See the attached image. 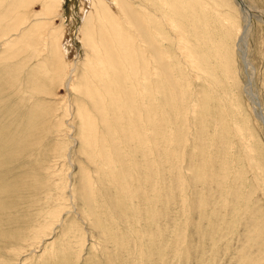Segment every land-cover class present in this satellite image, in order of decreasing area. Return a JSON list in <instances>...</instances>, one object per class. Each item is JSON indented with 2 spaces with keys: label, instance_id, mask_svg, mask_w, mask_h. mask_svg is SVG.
I'll list each match as a JSON object with an SVG mask.
<instances>
[{
  "label": "rangeland",
  "instance_id": "rangeland-1",
  "mask_svg": "<svg viewBox=\"0 0 264 264\" xmlns=\"http://www.w3.org/2000/svg\"><path fill=\"white\" fill-rule=\"evenodd\" d=\"M202 1L211 7L205 14L219 44L210 60L202 52L221 78L216 93L223 103L210 105L218 109L215 117L206 116L204 82L188 81L176 102L173 89L153 100L164 110L157 114L167 113L164 137L154 140L145 119L147 144L127 140L121 126L123 141L93 146L85 144L78 114L95 106L77 90L90 49L77 55L82 45L71 46L60 62L48 39L57 29L61 42L64 32L75 41L81 0H66L52 22L41 23L35 12L42 14V0L20 10L19 0H0V41L11 37L12 43L0 47V264H264V0H241L256 9L248 12L244 62L230 28L244 24L235 0H213L214 7ZM36 23L43 28L34 30ZM37 36L44 40L40 47ZM213 52L223 53L225 62ZM67 62L78 65L74 86ZM198 87L195 99L188 89Z\"/></svg>",
  "mask_w": 264,
  "mask_h": 264
},
{
  "label": "bare ground",
  "instance_id": "bare-ground-1",
  "mask_svg": "<svg viewBox=\"0 0 264 264\" xmlns=\"http://www.w3.org/2000/svg\"><path fill=\"white\" fill-rule=\"evenodd\" d=\"M35 1L36 0H19L15 9L17 10L19 8L20 10L29 8ZM42 1V14L40 12H35V14L37 13L36 16L38 17L36 20H38L39 23L52 22L54 20V17H56L54 14L58 12L57 9H59L61 6H64L63 4L66 2V0ZM211 2L213 4H211ZM223 2L226 4L227 0H223ZM81 3L83 4L80 10V14L82 16V24L80 26L79 32L76 35L75 41L73 42L72 36L65 37L64 35L66 34L64 32L62 34L63 42H61V39H59L61 32L57 29L56 31L52 30L54 39L51 38L52 35H49L48 39L53 44V56L59 61L61 59L62 62L71 55V52L73 51L69 50V47L71 46V49H74V46H76L78 43L79 45H82L85 51H82L81 54L76 53L77 55H82L83 52L87 53V48L90 49V52L85 56V61H83V64L81 65L82 69L85 72V78L81 81V83H78L76 81L77 77L74 78L75 76H73V73H76L78 69V65L71 66V64L67 62V64L69 63V65L71 66L70 73L73 76L72 77L70 75L72 79L69 80V86L71 85V83L72 86L76 85V81L78 88L77 90H79L81 95L83 94L89 100V103L92 106H95L93 109L96 110L95 113L93 109H82L78 114L81 125L83 127L85 144L88 145L90 141H93L94 144L92 142L90 143H92L93 146H96L100 144V142H109V140L121 141L122 139L117 138V136L119 135L118 129L121 126H123L124 134L126 135L127 140L142 141V143H146V140L144 141L145 138L143 139V136L145 137V135L143 134L145 129L144 125L146 124L145 119L149 125L147 129L149 130L150 128V134H152L154 140L158 139V137H164L163 129L165 128L164 121L167 120L165 119V115L167 113H161L162 115L157 114V108L161 112L164 110L160 109L158 105H154L155 101L153 100L154 98L156 100V96L159 94H165L166 96L167 90L173 89V92H171L173 96L171 97H174L173 99L176 102V92L179 90L182 95L185 94V88L181 86L183 83L185 84L188 81L190 83H194V85L197 84V86H199L201 82H204L205 93H203L201 97L204 96V99L208 103V110L206 111L207 115H205L207 116L208 121L215 117L218 109H213L211 111L210 105H212V103H218L221 106V103H223V101L221 99L219 100L220 97L218 96H220V93H216L219 90L217 88V85L220 83L221 79H218V75L216 73L218 72V66L204 64L205 56L210 60L212 56H210L209 51L212 50L215 46L219 45L217 44V42L216 44L214 43L217 40L216 36V40L212 42V37H214L212 31L214 32V30L211 31V18L207 14H205L211 12V7H209L208 3H204V1L202 0H81ZM234 3L237 4V13H239L240 15V23L244 24H240L239 26L236 25L235 22H231L230 28L233 30L232 32L235 31L232 34H234L236 38V41H233L236 42L235 49H233L234 52H236L237 56H239V58H242L244 62V60L247 58L245 57L247 56L245 55V53H247L246 47L252 28L251 14L248 12L249 10H251V12H255L256 9H254L253 11L250 5H244L241 0H235ZM210 4L212 5V7H214L215 5L213 0H210ZM218 5L220 4L217 3L216 6ZM238 5L240 8L238 7ZM87 9H89L88 12ZM19 10L18 13H20ZM18 13L17 16H19L20 20L23 13H20L21 15H18ZM41 15L46 16L41 17ZM262 21L264 22V19ZM39 23L34 24L36 25L34 26V30L39 31V29L43 28L38 25ZM191 26L192 28L190 29ZM238 27H241L240 31ZM225 29L226 28H224V30ZM215 30L218 31V29ZM1 32L3 31H1L0 27V34ZM18 32H20V29ZM38 33L40 34V32ZM38 33L36 35H38ZM189 36L195 39V48H193L194 46L190 42ZM224 36L227 37L226 35ZM38 37L39 36H37L36 41L34 40V43L37 47H40V41L44 42V40ZM220 37L221 39H223V36ZM10 38H5V40L0 41V47L4 46L2 45L4 43H6V45L12 44ZM48 39L47 41H49ZM221 39L219 38L220 41ZM225 39L227 40V38ZM230 39H232L231 36ZM37 41L40 43H38ZM60 43L63 45V48L61 47ZM221 43L225 45L224 43L227 42H224L223 40ZM226 46L228 47V45ZM223 48L221 49L224 52ZM176 49H178V52L176 51ZM219 49L220 47L218 48V52H221V50ZM176 52L178 53V55ZM202 52H205L204 58ZM231 52L234 53L232 50ZM231 52H229V54ZM213 54H215L217 59H221L224 57L221 56L223 53L221 54L213 52ZM228 57L231 56L229 55ZM81 59L79 58L77 62H79V60ZM224 59L225 58H223V60ZM177 60H179V66L182 68L184 67V70L182 68V71L180 70V77L177 76V73L179 72L176 65ZM221 60L217 61L221 64ZM231 62L233 63V61ZM192 71H195L196 74H193ZM229 73H231V71ZM193 75L196 76L193 77ZM227 77L228 76H226V78ZM146 81L148 82L149 91L145 88ZM192 88L193 87H191V89ZM249 88V85L246 86L244 91H246L245 93L249 91L248 94L251 98L252 103L253 100ZM199 90L200 88L198 90L195 89V91L188 89V92L192 91L193 96L195 95V99H197ZM181 97L184 99V97L187 96L184 95V97ZM216 97L218 98V100L216 99ZM173 104L172 106L174 107ZM183 106L185 108V105ZM193 107L196 108L195 103ZM253 111V113H255V115L257 116L256 118L260 119L258 118L259 116L257 114V111L255 109H253ZM177 114H179L180 117V113L178 112ZM179 121L180 118L178 122ZM98 122H100L102 129L106 128L104 132L99 131V127L97 126ZM198 122L199 121H197V126ZM146 132L148 133L147 130ZM137 143L140 144V142ZM96 155L98 156V154Z\"/></svg>",
  "mask_w": 264,
  "mask_h": 264
}]
</instances>
